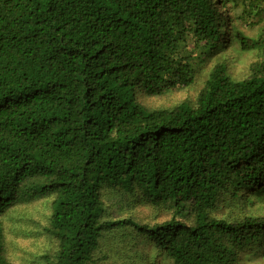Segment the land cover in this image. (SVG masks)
Returning a JSON list of instances; mask_svg holds the SVG:
<instances>
[{"label": "trees", "instance_id": "1", "mask_svg": "<svg viewBox=\"0 0 264 264\" xmlns=\"http://www.w3.org/2000/svg\"><path fill=\"white\" fill-rule=\"evenodd\" d=\"M231 11L261 22L264 0H0V264H14L1 219L40 199L52 264H236L264 250V218L211 215L219 200L264 202V23L248 37ZM233 43L257 55L240 80ZM202 73L194 101L141 102ZM147 206L172 215H126Z\"/></svg>", "mask_w": 264, "mask_h": 264}, {"label": "rangeland", "instance_id": "2", "mask_svg": "<svg viewBox=\"0 0 264 264\" xmlns=\"http://www.w3.org/2000/svg\"><path fill=\"white\" fill-rule=\"evenodd\" d=\"M233 14L231 11L232 24L238 30L251 38L259 34L264 19L261 22L253 19L255 21L253 23L235 19ZM223 55L229 62V73L236 80L243 79L247 75L257 57L255 53L242 52L234 43L225 50ZM214 62L215 58L210 59L206 68H210ZM203 80L205 78L202 73L198 82L189 89L173 91L157 98L143 96L141 102L147 109H159L173 108L182 102L194 101ZM50 205L51 200L48 199L37 200L31 205L18 204L1 219L6 234L7 252L14 264H52L55 246L46 231L51 214ZM127 214L133 215L142 223L149 224L165 221L172 215L171 211L164 207L153 206L135 208ZM211 215L228 219H241L245 216L264 218V202H259L250 196L243 197L241 201L219 200ZM123 216H125L124 212ZM148 249L143 247L145 253ZM236 264H264V250L257 255L254 254V249L245 251Z\"/></svg>", "mask_w": 264, "mask_h": 264}]
</instances>
